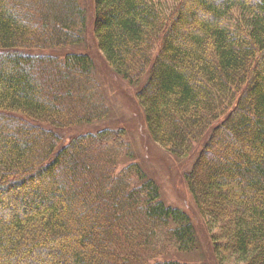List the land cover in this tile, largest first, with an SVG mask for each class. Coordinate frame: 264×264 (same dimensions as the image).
<instances>
[{"label":"trees","instance_id":"obj_1","mask_svg":"<svg viewBox=\"0 0 264 264\" xmlns=\"http://www.w3.org/2000/svg\"><path fill=\"white\" fill-rule=\"evenodd\" d=\"M20 2L0 0V264H180L162 257L195 250L193 224L153 203L159 188L138 164L118 170L121 135L67 136L103 118L74 117L99 110L79 97L95 81L92 63L39 53L68 44L87 6L32 0L22 5L30 14L17 11ZM153 3L94 0L97 49L120 77L152 67L140 101L165 150L189 149L202 128L217 132L211 156L201 160L196 143L190 194L204 201L218 264H264V0H177L168 13ZM38 57L70 71L46 70ZM15 190L25 193L13 207L2 197Z\"/></svg>","mask_w":264,"mask_h":264},{"label":"rangeland","instance_id":"obj_2","mask_svg":"<svg viewBox=\"0 0 264 264\" xmlns=\"http://www.w3.org/2000/svg\"><path fill=\"white\" fill-rule=\"evenodd\" d=\"M31 2L32 0H21L20 5H17V11L19 13H22V11L32 13L31 9H22V5L31 4ZM50 2H54L57 6L65 5L63 1L62 4L61 2L59 3V0H50ZM83 2L87 6V14L91 17V8L94 0H83ZM42 5L41 3L39 8ZM24 7L29 8L30 6ZM94 46L95 49L89 44L85 52H89L87 54L92 59L91 63L94 64L96 78L107 85L102 87L106 92L108 115L101 122L92 123L91 126L85 128L84 126L76 127L77 129L70 131L67 136L74 137L84 133L96 132L102 127L123 130L125 135L119 142L122 145L124 155L120 160L118 170L122 169L124 164L131 162L138 164L146 176L156 183L163 201L168 206L186 212L194 227L196 237L195 250L185 254L170 251L162 257L163 260L167 256H171L173 260L180 264H218L208 230L209 221L205 222V219H201L197 214L194 208L195 203L185 180V175L193 161L192 158L199 150V147L195 143L191 153L186 157L177 158L155 143L148 131L143 110L134 103V89L112 70L103 54L97 49L95 44ZM32 53L36 54L37 50L34 49ZM58 53L62 54V52ZM52 54V52L49 53V55ZM82 98L84 97L82 96ZM102 130L104 129L102 128ZM37 139L40 144L47 142L45 138L39 139L37 137ZM205 178L202 179L203 182ZM22 193H25V191L15 190L10 193L7 192L2 199L4 203H10V206L14 207L18 205L17 197ZM1 217L2 215L0 214V220Z\"/></svg>","mask_w":264,"mask_h":264},{"label":"bare ground","instance_id":"obj_3","mask_svg":"<svg viewBox=\"0 0 264 264\" xmlns=\"http://www.w3.org/2000/svg\"><path fill=\"white\" fill-rule=\"evenodd\" d=\"M158 2H159V4H158ZM176 4H177V0H157V3H153L150 6H151V9L154 12H157L158 9H162L164 12L168 13L169 11H171L176 6ZM91 12H92L93 16L89 17L88 14H85L84 12L80 11L81 19H82V23L78 26V29L80 30V32H76L75 34L73 32H71V34L74 36V38H72V40L69 41L68 44H66L65 46H63V47H61L59 49H47V50H49L50 52H53V53L62 52V55L64 56V60H66V61H69V59H71V57H80V58H83V59H87L89 61V64L91 65V62H92L91 60L92 59L87 54L89 52H85V50H86V47L87 48L89 47V44L94 49H95L94 44L96 45L95 39H94V36L96 38V34H95L96 19H95V6H94V14H93V5H92V8H91ZM85 31L87 32V40L85 41V43H81L80 44L78 39H77V34L84 33ZM160 48H161V42L159 41V42H157V44H155V47L153 49V53L151 55L152 63L154 62L155 57H156V53L160 50ZM39 54L40 55H42V54L43 55H49V53H45V52H42V53L40 52ZM35 60H36L37 63H42L46 70L51 69V66L53 68H56L57 70L61 71V75H64V77L67 75V72L70 71V69L68 68V64L63 65V64H60L58 62L54 63V59L52 57H49V58L38 57V58H35ZM36 62H34V63H36ZM151 68H152L151 66H150V68L144 67L143 69H138V70H135L134 72H132L131 76H126V77H124V76L122 77L121 76L122 79L134 89V97H133L134 103L139 108H141L142 110H144V108H143L142 102L140 101V93L144 92V90L147 87V84H148L150 76H151ZM92 72H93V78H94L95 81H92V77L90 76V78H89V80H90L89 82L90 83L87 85V90L89 91V94L88 93L87 94H81L79 97H80V99L82 101H86V102L88 101L89 104L96 103L99 106V110L97 112H95V113H91L90 112L91 113L90 114L87 108L83 109V107H82V108H80L79 111L76 112L77 115L74 116L75 118L77 117L76 118L77 120L81 118L82 120L90 121V120H93L94 118H101V117L104 118L106 115H108V110H107V105H106L107 104L106 92L104 91V89L102 87V86H107V85H105L101 81H98V79L96 78L94 64H92ZM76 75H77L76 77L79 76L78 73ZM74 77H75V73H74ZM40 81H41V83L43 82V80H40ZM99 88H100L101 92L99 91ZM91 95H92V97H91ZM100 95H103L104 101L103 100L102 101H103V105H104L105 109L101 106V97H100ZM82 96L84 98H82ZM143 114H144V112H143ZM79 116H81V117H79ZM144 117H145V115H144ZM101 120L96 121L94 123L101 122ZM145 122H146V120H145ZM91 124H87V125H83V126L85 128L87 126H91ZM31 125H32L33 130H35L37 132V134L41 131L39 129V127L37 126V123L31 122ZM102 128L104 130H102ZM102 128H100L96 132L84 133V134H81V135H78V136L93 135V134H95L97 132H102V131L118 133V134L121 135V137H123L125 135L123 130L110 129V128L107 129V127H102ZM202 130L199 131V132L195 131L194 137L190 140L189 149L181 151L179 153H174L172 151L173 149H171L166 144H164V146H165V148L167 150V151L166 150L165 151L168 152V153L169 152L172 153L177 158L186 157L189 153L192 152L191 149H192L193 145L195 143H197L198 141H202L203 142V148H202V151H201V156H202L201 160L205 156H208V155L211 156L210 152H211L212 148H210V146H211V144L212 145L214 144L213 141L216 139L217 132L213 133V134L211 132L210 135H207V133H204V129L203 128H202ZM155 143H157V142H155ZM159 146L161 148H163L161 145H159ZM195 155L192 158L193 159L192 164H191V166H190V168H189V170H188V172L186 173L185 176H187V174L190 172V170L192 168V165H193V162H194V159H195ZM110 158H111V156L108 155L106 157L105 161L101 162V164L103 165V164H106V162H110ZM201 160H200V162H201ZM200 162H199V164H200ZM198 166L194 170H192L190 176L187 179H185L188 189L192 188L191 185H190V183L192 181H190V180L195 175V173L197 174ZM212 177H214L216 179V181L218 182V175L217 174L212 175ZM211 197H213V195L209 196V198H211ZM153 200H154L153 203H160L165 208H171L173 210H179L178 208L168 206L163 201V199H162V197H161L159 192L157 194L156 199H153ZM199 203L200 204L201 203L204 204V201H201L200 197H198V198L196 197L194 208H195L197 214L199 215V217L202 219V218L205 217V213L203 214V212H201V210L199 209V207H200ZM179 211L183 215L188 216V214L186 212L181 211V210H179Z\"/></svg>","mask_w":264,"mask_h":264}]
</instances>
